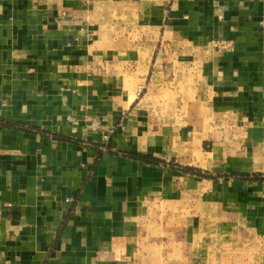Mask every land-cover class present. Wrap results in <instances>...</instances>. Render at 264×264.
Returning a JSON list of instances; mask_svg holds the SVG:
<instances>
[{"label":"crops","instance_id":"obj_1","mask_svg":"<svg viewBox=\"0 0 264 264\" xmlns=\"http://www.w3.org/2000/svg\"><path fill=\"white\" fill-rule=\"evenodd\" d=\"M0 264H264V0H0Z\"/></svg>","mask_w":264,"mask_h":264},{"label":"rangeland","instance_id":"obj_2","mask_svg":"<svg viewBox=\"0 0 264 264\" xmlns=\"http://www.w3.org/2000/svg\"><path fill=\"white\" fill-rule=\"evenodd\" d=\"M236 144V147L239 148L240 150L243 149L244 145H243V142L242 141H236L235 142ZM224 161V164L226 163V158L223 159ZM186 170H188L190 172V174H193V175H196V176H200L201 178H211V177H217L220 180H222L223 182L227 181V180H230L231 177H230V173L229 174H226V173H223V174H215V175H212V174H208L206 173V171L204 170H200V169H192V168H186Z\"/></svg>","mask_w":264,"mask_h":264}]
</instances>
